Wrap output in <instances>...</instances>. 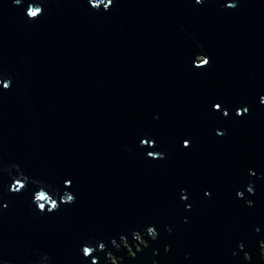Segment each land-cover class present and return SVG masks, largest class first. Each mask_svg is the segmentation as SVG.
Here are the masks:
<instances>
[{
    "label": "water",
    "instance_id": "1",
    "mask_svg": "<svg viewBox=\"0 0 264 264\" xmlns=\"http://www.w3.org/2000/svg\"><path fill=\"white\" fill-rule=\"evenodd\" d=\"M30 4L43 8L39 19L26 17ZM198 55L210 65L197 69ZM6 77L0 264H91L80 249L101 242L123 264H152L156 249L159 264H243L244 252L258 258L264 0H113L107 12L89 0H0V80ZM12 165L76 202L39 213L35 184L9 192ZM149 226L159 239L146 237L150 247L137 259L112 247L121 235L131 246V233ZM105 257L94 258L106 264Z\"/></svg>",
    "mask_w": 264,
    "mask_h": 264
},
{
    "label": "clouds",
    "instance_id": "2",
    "mask_svg": "<svg viewBox=\"0 0 264 264\" xmlns=\"http://www.w3.org/2000/svg\"><path fill=\"white\" fill-rule=\"evenodd\" d=\"M204 0H195V3L198 5L203 4ZM90 7L95 10L99 11L101 7L105 12L109 11L112 4L113 0H89ZM226 7L229 9H234L237 7L236 3H228L226 4ZM26 17L29 20H37L39 19L40 16L43 15V8L41 6H33L29 5V7L26 10L25 13ZM211 63L210 58H208L205 55H198L194 61V66L197 69H201L204 67L209 66ZM0 84H2V88L4 91H8L11 88V79L9 77H6L4 80H0ZM260 103L261 105H264V96L260 98ZM217 110L219 109V105L216 106ZM248 113V109L244 108L243 110H237L236 115L237 117H242L243 115ZM224 115L227 116L228 113L224 112ZM218 135H225L226 133L223 132H218ZM148 146V147H153L154 144L148 140L142 141L141 146ZM183 147L188 148L190 147V142L189 141H184ZM149 158H160L163 159L164 156L163 154L159 153H148ZM12 169H15L16 175L12 176V170L11 169H6V171L9 172V175L13 179V183H11V186L9 188V192L13 195L19 194L22 191H25L28 187L29 182L33 183L37 187V191L33 193L32 201L31 203L35 206L36 210L41 213V214H52L54 212L59 211L61 205H71L76 202V197L74 194L71 192L65 191L62 196L57 197V194L55 193L54 190L49 191V187L47 184H44L43 182H37L35 180L30 181L27 176L24 175V173L20 170L18 165H12ZM250 175L256 176V173L254 171L250 172ZM70 186V182H67L65 187ZM247 192L249 195H254L255 190L254 187L250 184L247 186ZM206 196H209L210 193H205ZM244 196L243 192H238L237 193V198L242 199ZM182 200H187V196L182 195ZM245 206L246 207H253L254 202L251 200H246L245 201ZM7 205H5V208ZM187 222V221H185ZM170 231V229H169ZM256 234L259 235L260 229L257 228ZM132 235V240L133 244L130 246L128 237L125 235H121L119 238V241L116 239L111 240V245L113 248L116 249L117 252L121 251V249L126 250L127 252V257L126 259L129 260H135L138 257V254L142 255L146 249L150 247V244L148 243L147 238H150V240L155 243L159 239V233L156 230L154 226H149L144 232L140 231H134L131 233ZM133 248L135 251H133ZM239 250L241 252H244V244L240 243L239 244ZM82 256L84 259L91 260V264H99L98 258H94L95 254L97 252H106V257L105 261L106 264H123V259L115 256L112 251L108 250L107 245L104 243H98V245H92V244H87L85 246H82L80 249ZM165 253H170L171 252V247L166 246L164 249ZM257 253L253 252L252 254H249L248 252H244L243 255V264H264V240L259 241V253H258V258L253 259L254 256H256ZM152 256L155 258L152 261V264H159V257H160V252L158 249L153 250ZM233 258H236L238 256L237 252L232 253Z\"/></svg>",
    "mask_w": 264,
    "mask_h": 264
},
{
    "label": "flooded vegetation",
    "instance_id": "3",
    "mask_svg": "<svg viewBox=\"0 0 264 264\" xmlns=\"http://www.w3.org/2000/svg\"><path fill=\"white\" fill-rule=\"evenodd\" d=\"M261 241V240H260ZM259 251V250H258Z\"/></svg>",
    "mask_w": 264,
    "mask_h": 264
}]
</instances>
